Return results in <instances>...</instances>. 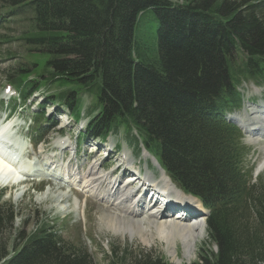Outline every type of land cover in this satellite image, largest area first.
<instances>
[{"label": "trees", "instance_id": "16d2710c", "mask_svg": "<svg viewBox=\"0 0 264 264\" xmlns=\"http://www.w3.org/2000/svg\"><path fill=\"white\" fill-rule=\"evenodd\" d=\"M21 5L32 14L22 36L36 48L28 54L48 55L34 80L28 78L32 68L6 75L22 101L42 82L57 83L65 89L50 97L67 101L77 119L78 94L89 92L98 111L86 134L135 132L171 180L209 210L208 240L216 251L203 249L192 264H264V178L247 170L241 132L223 117L242 102L237 86L243 79L263 78L264 0H24ZM146 9H153L159 22L158 55L152 59L134 42L138 15ZM31 65L37 64L31 60ZM1 195L0 222L8 212L11 222L13 211L6 210ZM14 240H0V264H94L86 247L64 240L48 219L19 243ZM126 249L119 255L112 246L106 264H171L143 252L130 259Z\"/></svg>", "mask_w": 264, "mask_h": 264}, {"label": "rangeland", "instance_id": "374dc122", "mask_svg": "<svg viewBox=\"0 0 264 264\" xmlns=\"http://www.w3.org/2000/svg\"><path fill=\"white\" fill-rule=\"evenodd\" d=\"M23 1L0 0V15H3L0 18V116L9 113L16 96V92H13L15 91L13 86L12 90L4 91L7 85V81L5 80L6 75L14 73L19 67H26L28 70L32 68L31 70L34 71L32 76L36 78L38 74L43 72V67L48 58L46 53L39 52L32 56L28 54L30 50L34 51L36 48L30 46L28 41L22 39L23 33L29 30L30 24L28 19L32 15L21 7L23 6L21 5ZM17 12L18 14H16ZM158 25V18L154 10L146 9L138 15L134 30L136 47L151 59L152 56L158 55ZM31 60L36 62V68L31 65ZM68 88L78 89V86L70 84ZM64 89L63 87H59L57 83H50L46 86L41 85L40 89L34 93L27 103H19L18 109L14 112L15 116L19 118L18 123L21 129L19 130L21 136H19L18 141L21 157L25 160L27 159V154L33 155L37 153V161L27 159L28 166L26 169L32 172L37 170V167H45L48 169L49 174L59 175L63 180L49 176L47 171H45L46 173L36 171L35 174L28 175V178L36 181V179H40L41 177L45 179L51 177L49 182L51 184L50 191L44 187L43 183L36 186L35 182L32 183V186L29 184L27 191L23 194L20 190L15 192H13V189L12 191L7 190L8 192L11 191L10 194L4 191L1 203L6 204V210L11 209L13 211V219L11 222L7 221L9 212L6 218L3 216L0 222V240L11 241L15 239V243H19L21 235L31 231L36 227L38 221H41V218L48 216L49 219L55 221L53 222V226L64 240L82 245L88 249L94 264H106L107 255H109L112 246H116L119 249V255L123 248H127L126 256L130 259L134 255L139 254V252H143L162 258L171 264H192L200 258L203 249L211 248V250L215 251V244L208 240L205 223V237L195 243L196 246L191 260H187L183 255L184 249L180 239L175 240L173 247L175 255H171L165 242L157 237L156 231H153L155 230L153 218L141 215L137 217L138 219H133L128 214L120 212V209L124 208L120 203L113 202L112 200L107 202L106 195L100 193V189L103 188L102 186L97 184L96 186H99V190L97 191H95V186L93 185L91 187H87V185L84 187L87 184L83 180L85 171L95 163L97 165H101L102 163L98 170L99 175H105L106 172L113 169L115 174L122 175V178H125L128 172L122 169L125 164L120 168H116L122 162L127 163L129 161L134 163L142 170V175H146L147 177L160 178L163 175V171L153 166V164L156 165L153 157L149 153L145 154L144 149L139 147V140L131 141L123 133L111 135L102 141L96 139L95 142L87 134L81 137L80 135L84 134L83 131L85 130L91 111L93 108L95 109L93 107L95 104L94 98L89 92L80 90L81 106H78V109L81 112V117L79 122L74 123L70 118L71 108L68 106V102L51 104L50 102L55 99L48 97ZM240 91L244 94L246 100L244 107L239 113L250 112L251 109H255L253 108L255 104L260 100H264V84L248 80L240 84ZM8 96H10V99L6 98ZM2 97H5L7 100H4ZM2 99L7 102L1 104ZM41 101L45 103L44 113L36 105V103ZM16 104L18 103L16 102ZM46 113L53 115L48 122L43 119ZM65 114L68 117L63 116ZM204 117L208 118L206 115ZM54 119H58L61 122L69 121L65 130L59 131L57 127H53ZM252 123L254 124L255 122L248 124V129H252ZM37 125L41 127L42 134L45 135L36 148L33 149L27 136L31 134L32 130L35 131L37 128L35 126ZM81 128H83L82 131H80ZM68 138L70 141L67 140ZM62 139L63 141L66 140L64 146L70 144L65 148V151L72 158V165H69L73 171L72 175L65 173L66 167L51 168V166L44 165L43 162V158L48 157V151H53L54 148L59 150L60 146L56 142ZM78 141H82L81 146L78 145ZM243 142H246V145L249 147V151L245 156V162L249 170L255 176L258 169V173L264 178V166L261 167L259 165L263 157V152L259 147L264 144V138L257 142H251L248 140L247 135L244 134ZM108 149H112L111 158L108 155ZM74 152H76V157H74ZM75 170H78V172L74 173ZM78 177L82 179L79 189L75 184H68V182L71 183ZM70 186H73L72 192L69 191L68 187ZM3 187L0 184V188ZM138 210L141 211L142 208ZM200 218L205 221L204 214ZM139 219L141 221V223H138L139 227L142 225L143 233L148 234L149 246L142 243L138 236L131 238L130 232L127 230L132 222H136L134 220ZM169 219L171 218L164 219L163 221H168ZM132 225L134 226L131 227L135 228L137 223H132Z\"/></svg>", "mask_w": 264, "mask_h": 264}, {"label": "bare ground", "instance_id": "6f19581e", "mask_svg": "<svg viewBox=\"0 0 264 264\" xmlns=\"http://www.w3.org/2000/svg\"><path fill=\"white\" fill-rule=\"evenodd\" d=\"M254 108V107H253ZM263 108L260 109H251L250 113H245L246 118L241 119V124L246 128V134L248 135V139L252 142H257L259 139L264 138V111ZM247 121L255 122L252 123L251 128L248 129ZM17 121H15V118L3 125L0 126V148H3L5 151H0V176L3 177L2 183H8L9 185L13 182V180H16L18 178V162L15 160V152L8 153L6 145L3 143L1 138L4 137V133H6L11 127H15L14 130L17 131L18 124H16ZM249 123V124H250ZM14 125V126H13ZM13 138L15 140L18 139V136L14 135ZM263 152V157L261 159L260 165H264V144L260 145L259 147ZM111 158V152L108 153ZM107 155V156H108ZM102 165V163H101ZM100 164L97 165L96 163L90 166L85 171L84 180L89 183L88 186L99 184L102 186L103 190L102 193L106 195L107 202L110 200L116 199L118 196H121L123 192H129L132 187L131 180L135 177L133 175L128 176L129 179L124 181L122 178V175L115 174L114 170L108 171L105 175H99L98 170L101 166ZM62 170V169H61ZM163 171V169H161ZM162 176L158 178L155 182L159 183L164 186L165 189L169 191V195L164 196V199L166 200H175L177 201L179 199V204L181 210L177 211V215H171L170 212L165 208L162 211L158 213V203L154 205V208L152 210H148L149 212H146V208L148 204L144 202L143 197H127L123 202L120 204L124 207L120 209L121 213H125L131 216L133 219L137 217H140L141 215H146L149 218H153L154 220V229L153 231H156L157 237L164 241L165 244L168 247V251L171 255H175L174 245L175 240L180 239L182 243V247L184 249V256L187 260H191L193 258L196 242L205 237V221L200 218L201 215H203L204 212H206V209L201 206L200 201L195 198L194 196L190 194H186L182 192L178 187H176L171 180L168 178L166 173L163 171ZM149 180V177L146 175H143L139 178L140 181ZM85 187V186H84ZM51 189V188H50ZM49 189V191H50ZM96 193V192H95ZM114 202V201H113ZM144 209L139 211L138 209L141 208L140 205L144 204ZM116 206V205H115ZM193 207V208H191ZM193 209V211H188L187 209ZM184 211V212H182ZM156 213V214H154ZM106 215V214H105ZM108 216V215H106ZM171 218L168 221H163L164 219ZM113 219V218H112ZM112 219L110 220L111 223L113 222ZM137 223L135 228H132L130 225L127 230L130 232V237L135 238L138 236L140 241L142 243H145L147 246H149V241L147 237V233H143L142 231V225L139 227L138 223H141L139 220H134ZM110 223V222H109ZM119 223V221H118ZM148 223V222H147ZM113 225V224H112ZM145 227V226H143ZM149 227V226H148ZM147 228V227H146ZM113 230V229H112Z\"/></svg>", "mask_w": 264, "mask_h": 264}]
</instances>
